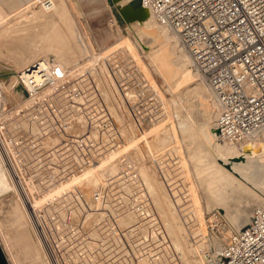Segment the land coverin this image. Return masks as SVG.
I'll list each match as a JSON object with an SVG mask.
<instances>
[{
  "label": "rangeland",
  "instance_id": "rangeland-1",
  "mask_svg": "<svg viewBox=\"0 0 264 264\" xmlns=\"http://www.w3.org/2000/svg\"><path fill=\"white\" fill-rule=\"evenodd\" d=\"M52 1V7L45 9L40 0H0V123L3 122L0 130H5L4 134L0 131V145L5 142L10 147L0 146V182L3 181L0 183V191L3 189L0 192V244L8 263L39 264L40 261V264H65L62 262L69 258L67 264H79V256H86L88 264H202L209 244L204 234L207 232L209 240L212 238V224L214 227L223 224L236 231L234 203L241 206L247 197L255 202L263 197L248 189L245 182L227 168L230 165L223 167L215 161L198 136L197 127L187 120L194 105L189 109L176 107V95L170 91L147 54L151 46L143 42L146 36L142 20L137 16L130 20L119 14V0ZM62 27L71 35L73 60L67 61L68 51L57 44L61 41L59 30ZM17 41L20 45L23 42L25 53L39 54L35 58L50 57L55 62L61 58L58 63H61L59 60L64 61L61 66L66 71V81L62 87L45 88L42 94L39 92L30 99L17 90L21 86L18 80L20 67L15 72V84H18L14 87L9 83L10 67L19 64L21 58ZM56 54L60 57L57 55V58ZM74 101H79V106L70 108L69 104ZM145 121L156 124L157 138L153 143L158 149L151 147V157L144 160L148 168L142 170V163H132L135 161L126 153V147L121 149L119 136L131 138V128H140L139 125ZM17 138L20 141L15 144ZM195 144L205 152L204 167L224 170L229 180L227 184H220L217 177L206 174V169L198 166L200 163L189 162L187 168L195 165L192 168L194 172L192 169L188 171L189 176L200 180L198 173L205 175L202 184L207 185L209 192L225 185L221 192L224 199L214 202L209 208L201 207L196 192L199 187L191 177L185 178L184 172L176 165L181 155L188 159L186 154L194 150ZM116 146L120 147L117 149ZM174 148L178 149L179 157L168 156ZM10 153L13 158L8 156ZM124 158H127L126 163H121ZM175 160L177 168L169 171L167 166L171 162L173 166ZM232 168L241 170V166ZM60 172L64 178L58 176ZM178 174L182 175H179L181 182ZM262 182L264 185V174ZM77 184L85 187L84 195L70 201L65 199L67 194L74 192ZM30 201L39 204L38 209L40 206L37 212L34 211L36 214L33 212L35 218L27 207ZM216 207L219 214L212 212ZM45 210L49 219L44 223L48 231L44 234V221L40 214ZM71 212L74 217H71ZM203 213H208V224L197 225V216ZM23 227H28V231Z\"/></svg>",
  "mask_w": 264,
  "mask_h": 264
},
{
  "label": "built area",
  "instance_id": "built-area-1",
  "mask_svg": "<svg viewBox=\"0 0 264 264\" xmlns=\"http://www.w3.org/2000/svg\"><path fill=\"white\" fill-rule=\"evenodd\" d=\"M45 9L52 0H40ZM156 22L171 29L206 83L217 106V138L240 144L264 129V0H141ZM24 94L35 98L62 87L66 71L39 58L18 74ZM3 124V122H1ZM214 264H264V208L251 209L238 230L222 225Z\"/></svg>",
  "mask_w": 264,
  "mask_h": 264
},
{
  "label": "bare ground",
  "instance_id": "bare-ground-1",
  "mask_svg": "<svg viewBox=\"0 0 264 264\" xmlns=\"http://www.w3.org/2000/svg\"><path fill=\"white\" fill-rule=\"evenodd\" d=\"M97 1V0H96ZM138 3H135L134 0H119L118 4H117V8H118V13L121 14L122 16L124 17H127L128 19L132 20L134 19L135 16H137L136 18L142 20V24H143V27H144V31H145V35L146 36L144 39H143V42L145 43V45H149L151 46V50L147 51V54L150 58V60L153 62V65L156 69V71L159 73V75L163 78V80L166 81V83L168 84V88L170 89V91L172 93H174V95H176L177 97V105L176 107L179 108H183V109H189L190 107H192L194 105V108L190 109V113H188V117H187V120L189 122H191L193 125H195L197 127V134L198 136L200 137L203 145L207 148V150L210 152V154H212V156L214 157L215 161L220 164L221 166H229L227 168H230L231 172L238 178H240L241 180H243V182H245L246 186L248 189H251L253 191H256L259 196H262L263 198H259V200H257V202L254 201V199H251L249 197L245 198L242 200V203H241V206L240 205H236L234 203V210L236 212L235 216H236V221H237V224H238V229L241 227L242 224L246 223L247 220H248V217H249V214H250V211L253 207L255 206H258V207H262L264 208V185H263V182H262V177H263V174H264V129L260 131L259 135L250 140V141H246V142H243V143H240V144H236V143H230V142H226L224 140H220L217 138V135H216V132H215V127H214V119H215V116H216V113H217V106L211 96V93L209 91V88L207 87L206 83L204 82V80L200 79L198 77V75L196 74V72H194L191 68H190V57L189 55L186 53V51L184 50V48L181 46V43L179 41V38L178 36L176 35L175 32H173L171 29L167 28V27H164V26H161L159 25L155 18L154 17H151V12L146 9L145 7L143 6H137ZM153 16V15H152ZM126 18V19H127ZM69 32L66 33V31H64L63 27L59 30V35L61 36L60 38V42H58L57 44L61 45L65 51H68L66 52L67 53V61L70 60V58H72V54H73V49H72V46H71V42L70 43V39H71V35L68 34ZM58 35V34H57ZM73 35V34H72ZM44 37V36H43ZM70 37V38H69ZM58 38V37H57ZM56 38V39H57ZM23 41V40H21ZM20 41V42H21ZM24 42V41H23ZM23 42H21V45L20 43H18V41L16 43H18L17 45L20 46V48H18L19 50V54L21 55L20 59L18 60L19 64H16V66H12L10 67L11 69V72H9V77L7 79H9V83H13L12 85H14V87L16 86V83L15 84V72L16 70L20 67V69H18L19 71L23 69V67H25L27 64L31 63L32 61L38 59L35 58L36 56H39L38 55H31L29 53H25L24 50H23ZM28 42V41H27ZM10 43V42H8ZM52 43V41H51ZM54 44V42H53ZM76 44V43H75ZM24 45H26L24 43ZM11 46L13 47V45L11 44ZM8 47V48H11ZM16 46V45H14ZM28 46V44H27ZM29 47V46H28ZM31 47V46H30ZM17 48V47H16ZM12 49V48H11ZM9 49V50H11ZM78 49V48H77ZM15 50V49H14ZM34 50V53H37V51L35 49ZM39 50V49H37ZM61 50V49H60ZM17 50H15L16 52ZM36 51V52H35ZM47 51V50H46ZM80 51V50H79ZM78 51V52H79ZM11 54H12V51H10ZM8 52V54L10 53ZM14 53V51H13ZM33 53V54H34ZM59 53V52H57ZM62 53V52H61ZM60 53V55H61ZM10 54V56H11ZM17 54V53H16ZM64 53H62L63 55ZM18 55V54H17ZM58 54H56V57H57ZM60 55H58V57H60ZM79 56V55H78ZM7 57V56H5ZM57 57V58H58ZM41 58V57H40ZM58 59H61V58H58ZM58 59L57 62H58ZM63 60V59H62ZM73 60V58H72ZM76 60V59H75ZM17 62V61H14V63ZM59 63L60 65H63L62 62L64 61H61L59 60ZM13 63V62H11ZM66 63V62H65ZM73 63V62H72ZM69 64V63H68ZM76 64H77V61H76ZM69 66V65H67ZM78 66V65H77ZM16 67V68H15ZM63 67V66H62ZM18 73V72H17ZM200 80V81H199ZM8 81V80H7ZM8 83V84H9ZM74 85V84H73ZM91 85V84H90ZM8 87H10V85H8ZM68 87V86H67ZM7 88V86H6ZM73 88V87H72ZM75 88V87H74ZM89 88V87H88ZM9 89V88H7ZM47 89V88H46ZM76 89V88H75ZM91 90V88H89ZM88 89V90H89ZM12 90V89H11ZM17 90H19V92L23 95L24 92H23V88L20 86V89L18 88ZM85 90H87L85 88ZM46 91V90H45ZM44 92V91H43ZM41 92V94L43 93ZM48 92V91H47ZM64 92V91H63ZM67 92V91H66ZM91 92V91H90ZM89 92V93H90ZM92 92H93V88H92ZM19 93V94H20ZM59 93V92H58ZM20 94V95H21ZM87 94V93H86ZM92 94V93H91ZM44 95V94H43ZM41 95V96H43ZM77 95V94H76ZM91 96V95H90ZM95 96V95H94ZM40 97V96H39ZM83 97V96H82ZM92 97V96H91ZM89 97V98H91ZM42 98V97H41ZM40 98V99H41ZM31 99V98H30ZM29 99V100H30ZM49 99V98H48ZM83 99V98H82ZM28 100V99H27ZM26 100V101H27ZM53 100V99H51ZM59 100V99H58ZM87 100V98H86ZM90 101V100H89ZM93 101V100H92ZM53 102V101H52ZM56 102V101H55ZM87 103V102H85ZM29 104V103H28ZM2 105V104H1ZM0 105V106H1ZM70 105V108H77L79 106V101L77 102H72V104H69ZM85 106V105H84ZM179 106V107H178ZM95 109V108H94ZM1 110V109H0ZM78 110V109H77ZM2 112V111H1ZM3 113V112H2ZM1 113V114H2ZM4 115V114H3ZM80 119V118H79ZM112 119V118H111ZM82 120V118H81ZM116 120V119H115ZM114 120V121H115ZM114 121H111V122H114ZM82 122V121H81ZM146 122V121H145ZM145 122H142L140 126V128H137V127H132L131 131H132V137L130 138V136L127 137L126 139V136L123 137V138H120L119 136V142H120V146H121V149L125 148L126 147V153H128L129 155L132 156V158L134 159L135 162H132L134 164L138 163V162H141L142 164L140 165V167H142V170L144 169H147L148 168V165H145L144 163V160L145 161H148L149 158L151 157V147H156V149H158L153 141L157 138L156 135H155V132H156V124H152V123H145ZM114 123H117L118 122H114ZM1 124V123H0ZM200 124V126H199ZM4 128V127H3ZM1 129V128H0ZM0 131H3V130H0ZM5 131V130H4ZM4 131H3V134H4ZM9 132V131H7ZM6 132V133H7ZM1 135V133H0ZM7 135V134H6ZM6 135L4 136L6 138ZM124 135H125V132H124ZM9 136V135H8ZM123 136V135H122ZM121 136V137H122ZM10 138V137H8ZM117 138V137H116ZM4 139V138H3ZM126 139V141H125ZM131 139L133 140V142L131 141ZM2 140V136H1V139ZM7 140V139H6ZM17 140L15 142V144L19 143L18 141V138L15 139ZM5 141V140H3ZM9 141V140H8ZM7 141V142H8ZM2 143V142H1ZM5 144V142H4ZM4 144H2L4 146ZM0 145V146H2ZM6 145V144H5ZM2 146V147H3ZM119 146V147H120ZM7 148H10L8 147L7 145L5 146ZM117 147V146H116ZM117 147V149L119 148ZM1 148V147H0ZM197 148L200 150L201 152V157H199V151L197 150ZM2 149V148H1ZM6 149V148H5ZM12 149V148H11ZM120 150V149H119ZM2 151V150H1ZM10 151L7 149V152ZM12 152V151H11ZM178 149L177 148H174L173 149V153L172 154H169L168 156H178ZM199 152V153H198ZM9 153V152H8ZM205 152L203 151V149L201 148V146L195 144L194 146V150L191 151V153H187L186 155L188 156V159L186 157H183V155H181V157H179L180 160H178V164H176V160L174 161L175 163H173V166H171L172 162L169 164V166H167L170 170L172 169H175L177 168V166L179 167L178 170L180 169V171L184 172L185 174V178H189L191 176H189L188 174V171H190L194 166H191L192 168L189 169L187 168V165H189V162L191 160H194V163H200V165H198L199 167L200 166H203L204 167V163L205 160L207 159L204 154ZM128 155V156H129ZM7 156V155H6ZM10 156L11 158L12 157V154L10 153ZM127 156V157H128ZM3 157V156H2ZM124 157V154L122 155L121 158ZM1 158V156H0ZM177 158V157H176ZM197 158V160H196ZM6 159V158H5ZM127 159V158H126ZM125 158L121 160V163L122 162H125L126 160ZM131 159V158H130ZM131 159V160H133ZM172 159V157L170 158ZM186 159V160H185ZM4 160V159H3ZM185 160V161H184ZM2 161V159H1ZM8 161V160H7ZM6 161V162H7ZM220 161V162H219ZM129 162V160H128ZM170 162V161H169ZM8 163V162H7ZM12 163L15 165V163L13 162L12 160ZM126 163V162H125ZM1 164H4L3 162H1ZM177 166H176V165ZM196 164V165H197ZM6 165V164H5ZM10 165V164H9ZM7 165V166H9ZM13 165V166H14ZM127 165H130L127 163ZM133 165V164H132ZM192 165V164H191ZM236 166V167H240L241 166V170H237V171H241V175H239V172L233 170V166ZM3 166V165H2ZM11 167V166H10ZM9 167V168H10ZM16 167V166H15ZM14 167V168H15ZM166 167V166H165ZM197 167V169L199 168ZM5 168V167H4ZM205 168V167H204ZM208 168V169H207ZM205 168L206 170V174H209L211 175L212 177H217L220 181V184H227L229 183V180L226 178L227 174H224V170L220 169V168H217V167H208ZM11 169V168H10ZM9 169V171H10ZM17 169V168H15ZM167 169V168H165ZM186 169H189V170H186ZM3 170V168H2ZM1 170V172H3ZM6 170V169H5ZM12 170V169H11ZM61 170V169H60ZM60 170H57V171H60ZM177 170V169H176ZM193 170V169H192ZM191 170V171H192ZM199 170V169H198ZM7 171V170H6ZM16 171V170H15ZM61 171H64L61 170ZM197 171V170H195ZM5 172V171H4ZM19 172V171H18ZM175 172V170H174ZM194 172V170H193ZM199 172V171H197ZM197 172L195 173V175L197 174ZM17 173V172H16ZM173 173V172H172ZM171 173V174H172ZM192 173V172H191ZM2 176V173H0ZM4 174V173H3ZM6 174V172H5ZM4 174V175H5ZM174 174V173H173ZM177 174V173H176ZM194 174V173H192ZM7 175H8V172H7ZM11 175V173H10ZM16 174H14V177H15ZM182 176L181 174H178L177 176ZM199 176H201V178H199L200 180H198L197 178L194 179L191 177V180L192 181H195L197 186L199 187V191H196L197 192V195L199 196V202H200V205L202 208H209L213 205L214 202H218L219 200L221 199H224L225 196H222V191L224 190V186L225 185H221V189L219 187V189L215 192H209L208 189L206 188L207 185H203L202 181H205V175H201L198 173ZM6 176V175H5ZM19 176V174H18ZM60 176L61 178L64 176L63 172H60V174L58 175ZM179 176V181L181 182V177ZM8 177V176H7ZM12 177V176H11ZM10 178V177H9ZM13 178V177H12ZM16 178V177H15ZM20 178V177H19ZM64 178V177H63ZM7 179V178H6ZM9 180V179H8ZM15 180V179H14ZM22 180V179H21ZM24 180V179H23ZM65 180V179H64ZM62 180V181H64ZM3 182V181H2ZM2 182H0L2 184ZM18 182V181H17ZM16 182V183H17ZM21 182V181H20ZM23 182V181H22ZM73 182V181H72ZM9 183V181H8ZM8 183H6L8 185ZM10 183L12 184L13 182H11L10 180ZM77 183V182H76ZM9 184V185H11ZM18 184V183H17ZM16 184V185H17ZM63 184V183H62ZM76 185V184H74ZM78 185V184H77ZM83 184H80L78 186H76V188L74 189V192L72 193H69V195L67 194L66 198L65 199H68L69 198V201L72 200V199H76V196H82L84 195V190H85V187L82 186ZM13 186V184H12ZM5 187V186H4ZM6 187H9V186H6ZM20 187V186H19ZM23 187V186H21ZM65 187V186H64ZM3 188V187H2ZM18 188V187H17ZM62 188V187H61ZM210 188V187H209ZM8 189V188H6ZM13 190V188H11ZM20 189V188H19ZM18 189V190H19ZM23 189V188H22ZM26 189V188H25ZM70 188H68L69 190ZM217 189V188H216ZM235 190L237 189L234 188ZM3 190V189H2ZM1 190V191H2ZM60 190V189H59ZM67 190V191H68ZM132 192H133V189H131ZM130 190V192H131ZM242 190V188H241ZM0 191V192H1ZM22 191V190H21ZM24 191V189H23ZM27 191V190H26ZM64 191V190H63ZM62 191V192H63ZM71 191V190H70ZM19 192V191H18ZM25 192V191H24ZM60 192V191H59ZM61 192V193H62ZM9 193V192H8ZM14 193V190L12 192V194ZM134 193V192H133ZM219 195H218V194ZM4 194V193H3ZM18 194V193H17ZM27 194V193H26ZM63 194V193H62ZM61 194V195H62ZM16 195V194H15ZM23 195V194H21ZM60 195V194H58ZM60 195V196H61ZM29 196V195H28ZM6 197V196H5ZM57 197V196H56ZM84 197V196H83ZM9 198V197H8ZM25 198V197H23ZM22 198V199H23ZM31 198V197H30ZM33 198V197H32ZM64 198V197H63ZM254 198V197H252ZM18 200L20 198H17ZM28 199V198H27ZM35 199V198H34ZM33 199V200H34ZM262 199V200H261ZM29 200V199H28ZM31 200V199H30ZM58 200V199H57ZM256 200V199H255ZM59 201V200H58ZM68 201V202H69ZM75 200H73L74 202ZM77 201V200H76ZM83 201V200H82ZM16 202V201H14ZM18 202V201H17ZM60 202V201H59ZM61 202H64V201H61ZM72 202V201H71ZM19 203V202H18ZM77 203V202H76ZM75 203V204H76ZM81 204L83 202H80ZM16 204V203H15ZM13 204L14 206H18V204ZM22 204V203H21ZM28 204V203H27ZM26 204V206H27ZM74 204V203H73ZM78 204V203H77ZM84 204V203H83ZM20 205V204H19ZM39 205V204H38ZM38 205L36 204L35 201H30L29 204H28V208L32 211V214L34 211H38L40 209V206H39V209H38ZM69 205V204H68ZM79 205V204H78ZM78 205H73V206H78ZM13 206V207H14ZM23 205H21L22 207ZM26 207V208H27ZM69 207V206H68ZM16 211V207H14ZM19 208V206L17 207ZM24 209V206L22 207ZM22 208H20V212L21 210H23ZM66 208V206H65ZM79 208V207H78ZM38 209V210H37ZM42 209V208H41ZM45 209V208H43ZM80 209V208H79ZM88 209V208H87ZM18 210V211H19ZM71 210V209H70ZM76 210V209H75ZM10 211V210H9ZM8 211V212H9ZM72 212H74L73 210H71ZM79 211V210H77ZM12 212V211H10ZM45 212V216L43 215ZM70 212V211H69ZM71 212V213H72ZM212 212L213 213H217L219 214V208H214L212 209ZM21 213H24V212H21ZM26 213V211H25ZM35 213V212H34ZM40 213H42L40 211ZM77 213V212H76ZM75 213V214H76ZM208 213H211V212H208ZM208 213H203V214H200L197 216V219H196V224L197 225H207L208 224V221L207 220V214ZM17 214V213H16ZM36 214V213H35ZM39 214V212H38ZM43 216L40 214L41 216V220H43L44 222L43 225H44V229H42V231H44L43 233L45 234L48 233L47 231V224L45 225L44 223H48V219L49 217L47 216V212L46 210L43 211ZM73 214V213H72ZM24 215V214H23ZM23 215H22V218H23ZM34 215V214H33ZM213 214H211L212 216ZM30 216V214H29ZM37 216V215H36ZM39 216V217H40ZM69 216V215H68ZM14 217V216H13ZM12 217V218H13ZM35 218V215L33 216ZM64 217V216H63ZM71 217H74V214L71 216ZM70 217V219H71ZM76 217V215H75ZM216 217V216H215ZM21 218V219H22ZM28 215H27V220H28ZM32 218V216H31ZM56 218V217H55ZM54 218V219H55ZM61 218V217H60ZM69 218V217H68ZM172 218V217H171ZM211 218V217H210ZM217 218V217H216ZM19 219V218H18ZM67 219V218H66ZM65 221H68L66 220ZM79 219V217H78ZM218 219V218H217ZM16 220V219H15ZM36 220V219H35ZM77 220V218H76ZM14 221V220H13ZM26 221L25 220V217L23 218V222ZM32 221H33V218H32ZM38 221V220H37ZM62 221V220H61ZM63 221H64V218H63ZM62 221V222H63ZM74 221V220H72ZM79 221V220H78ZM29 222V220H28ZM75 222V221H74ZM20 224V221L18 222ZM17 223V224H18ZM38 223V222H36ZM11 224V223H10ZM18 224V225H19ZM24 224H26V222H24ZM35 224V223H34ZM40 224V223H39ZM22 225V221H21V224ZM29 225L30 222H29ZM42 225V224H40ZM39 225V227H40ZM49 225V224H48ZM80 225V224H79ZM222 225L223 224H219L217 225L216 227L213 226L212 224V231L210 230V235H211V239L209 240L208 238V233L205 232V238L207 239L208 241V246H207V255H206V259L202 260V264H214V260H215V254L217 253L220 245H221V241L218 239L219 235L220 234H223V228H222ZM14 226V225H13ZM23 226V225H22ZM21 226V227H22ZM28 226V225H26ZM35 227V225H34ZM24 230H27L25 229V227H23ZM37 228V227H36ZM79 228V227H78ZM19 229V228H18ZM17 229V230H18ZM236 229V230H238ZM16 230V229H15ZM30 230V228H29ZM79 230V229H78ZM21 231V230H20ZM23 231V229H22ZM28 231V230H27ZM38 231V230H37ZM41 231V233H42ZM24 232V231H23ZM5 233V232H4ZM16 234V233H15ZM21 234V233H20ZM27 234V232L25 233ZM29 234V233H28ZM37 234V233H36ZM225 234V233H224ZM11 235V234H10ZM13 235V234H12ZM20 236V235H19ZM18 236V239L21 237ZM27 236V235H26ZM34 236V235H33ZM9 237V236H8ZM13 237V236H12ZM11 237V238H12ZM23 237V236H22ZM30 237V236H29ZM44 237H49V236H44ZM14 238V237H13ZM26 237H23V239H25ZM28 238V237H27ZM40 238V237H39ZM50 238V237H49ZM70 238V237H69ZM18 239H15L18 240ZM21 239V238H20ZM30 239V238H28ZM42 239V238H41ZM68 239V238H67ZM71 239V238H70ZM26 240V239H25ZM23 240V241H25ZM32 240V239H31ZM30 240V241H31ZM40 240V239H39ZM48 240V239H47ZM50 240V239H49ZM6 241V240H5ZM14 241V239H13ZM20 241V240H19ZM28 241V240H26ZM25 241V242H26ZM29 241V242H30ZM24 242V243H25ZM35 242H36V238H35ZM41 242V241H40ZM44 242V241H43ZM89 242V241H88ZM3 243V242H2ZM12 243V241H11ZM14 243V242H13ZM18 243V242H17ZM23 243V244H24ZM27 243V242H26ZM33 243V242H32ZM32 243H28V244H32ZM39 243V241H38ZM71 243V242H70ZM16 244V242H15ZM14 244V245H15ZM36 244V243H34ZM43 244V243H42ZM52 244V243H51ZM33 245V244H32ZM31 245V246H32ZM40 245V243L38 244ZM36 245V246H38ZM50 245V244H49ZM19 246H20V242H19ZM18 246V247H19ZM25 246V245H24ZM35 246V245H34ZM35 246V247H36ZM47 246V245H46ZM80 246V245H79ZM14 247V246H13ZM16 247V246H15ZM22 247V245H21ZM28 247V245H27ZM30 247V246H29ZM28 247V248H29ZM49 247H52L51 245ZM77 247V246H76ZM88 247V246H87ZM24 247H22L21 249H23ZM26 248V246H25ZM27 248V249H28ZM34 249V247H32ZM31 248V249H32ZM38 248V247H37ZM35 248V249H37ZM40 248V247H39ZM38 248V249H39ZM46 248V247H45ZM78 248V247H77ZM91 248V247H90ZM16 249V248H15ZM20 248L18 250H21ZM30 249V248H29ZM28 249V251H30ZM44 249V248H43ZM52 249V248H51ZM54 249V248H53ZM71 249V248H70ZM80 249V248H79ZM87 249V248H86ZM17 250V249H16ZM41 250H42V247H41ZM49 250V248L47 249ZM40 251V250H38ZM85 251V249H84ZM89 251V250H88ZM19 252V251H18ZM23 252V251H22ZM33 252V251H32ZM43 252V250H42ZM49 252V251H48ZM86 252V251H85ZM34 253V252H33ZM36 254V253H35ZM39 254V253H38ZM44 254V253H43ZM79 254V253H78ZM37 255V254H36ZM40 255H41V252H40ZM52 255V254H51ZM55 255V254H54ZM81 255V254H80ZM14 256V255H13ZM17 258H18V254L16 255ZM19 256L20 253H19ZM43 256V255H42ZM79 256V255H78ZM36 258L38 257L35 256ZM45 257V256H43ZM43 257H41V259H43ZM76 256L74 255L73 258H75ZM51 258V257H50ZM63 258V257H62ZM13 259V258H12ZM49 259V257H48ZM53 259V258H52ZM59 259V258H58ZM78 259V257H77ZM76 259V260H77ZM86 256H79V264H88V259L86 260ZM47 260V259H46ZM55 260H57L55 258ZM63 260V259H62ZM65 260V259H64ZM69 260L66 259V262H70V261H67ZM17 261V260H16ZM15 261V262H16ZM14 262V263H15ZM45 262V261H44ZM48 263V261H46ZM54 262V261H53ZM52 262V263H53ZM65 261L62 262V263H65L67 264ZM58 263V262H57ZM39 264H40V261H39ZM45 264V263H44ZM49 264V263H48ZM51 264V262H50Z\"/></svg>",
  "mask_w": 264,
  "mask_h": 264
},
{
  "label": "water",
  "instance_id": "water-1",
  "mask_svg": "<svg viewBox=\"0 0 264 264\" xmlns=\"http://www.w3.org/2000/svg\"><path fill=\"white\" fill-rule=\"evenodd\" d=\"M134 1H135V3H138L137 6H143L142 3H141V0H134ZM215 132L217 134V130L216 129H215ZM0 264H9L8 261H7V257H6L4 251H3L2 247H1V244H0Z\"/></svg>",
  "mask_w": 264,
  "mask_h": 264
}]
</instances>
